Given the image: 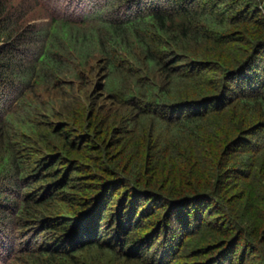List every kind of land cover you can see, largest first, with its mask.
Returning <instances> with one entry per match:
<instances>
[{"label":"trees","instance_id":"obj_1","mask_svg":"<svg viewBox=\"0 0 264 264\" xmlns=\"http://www.w3.org/2000/svg\"><path fill=\"white\" fill-rule=\"evenodd\" d=\"M0 264H264V0H0Z\"/></svg>","mask_w":264,"mask_h":264},{"label":"rangeland","instance_id":"obj_2","mask_svg":"<svg viewBox=\"0 0 264 264\" xmlns=\"http://www.w3.org/2000/svg\"><path fill=\"white\" fill-rule=\"evenodd\" d=\"M82 91H84V89H82ZM117 140H119V138ZM203 238H205V237H203Z\"/></svg>","mask_w":264,"mask_h":264}]
</instances>
